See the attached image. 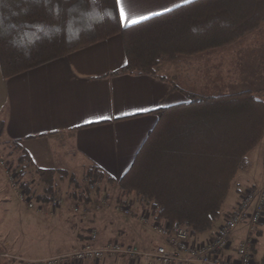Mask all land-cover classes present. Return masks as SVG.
<instances>
[{
    "label": "trees",
    "instance_id": "1",
    "mask_svg": "<svg viewBox=\"0 0 264 264\" xmlns=\"http://www.w3.org/2000/svg\"><path fill=\"white\" fill-rule=\"evenodd\" d=\"M263 23L264 0H195L128 27L117 0H0V68L9 79L120 35L126 64L119 73L157 76L162 60L231 46ZM173 88L188 102L155 112L156 125L118 182L97 168L84 176L91 184H118L146 200L157 219L199 235L219 218L232 182L264 140V100L252 90L201 96ZM14 146L18 163L45 184L38 200L52 202L56 175L69 174L35 168Z\"/></svg>",
    "mask_w": 264,
    "mask_h": 264
},
{
    "label": "crops",
    "instance_id": "2",
    "mask_svg": "<svg viewBox=\"0 0 264 264\" xmlns=\"http://www.w3.org/2000/svg\"><path fill=\"white\" fill-rule=\"evenodd\" d=\"M192 1L117 3L121 23L128 27ZM218 63L215 68L205 62L202 69L223 70L224 64ZM125 64L123 40L116 35L9 79L3 78L0 68V142H18L35 168L78 177L97 168L118 182L156 125L155 112L188 102L184 93L173 88L178 87L177 80L157 71V76L119 73ZM214 78L225 80L223 74ZM251 188L264 193V140L232 182L215 232L241 206L244 192ZM263 238L264 233L260 240Z\"/></svg>",
    "mask_w": 264,
    "mask_h": 264
},
{
    "label": "rangeland",
    "instance_id": "3",
    "mask_svg": "<svg viewBox=\"0 0 264 264\" xmlns=\"http://www.w3.org/2000/svg\"><path fill=\"white\" fill-rule=\"evenodd\" d=\"M225 48L229 49L211 51L207 55L162 60L156 71L161 76L177 80L178 88L191 94L209 96L211 93L252 90L264 99V23ZM205 62L216 65L215 68L220 62L224 64L223 70L204 71ZM222 74L225 80L217 82L214 76ZM258 152L252 153V156ZM19 157L20 152L13 144L0 142V264H36L69 256L81 249L92 230L99 232V246L119 242L150 249L151 243L154 244L159 238L150 226L144 225L142 218L148 223L185 227L157 219L146 200L136 194H126L118 184H109L104 180L96 183L94 190L88 191L89 181L85 173L83 177L74 176L75 182L70 180L73 175H56L52 202H40L38 198L45 195V184L33 167L18 163ZM11 178H14L13 183ZM247 190L241 205L246 199ZM87 194L90 195L88 199L85 197ZM259 200L260 196L253 198L249 213L253 214L257 210ZM30 201L34 204L33 208L28 205ZM54 201L58 202L57 208ZM76 205L80 206V210H74ZM127 208L131 210V216L123 213ZM215 223L209 231L217 228H214ZM263 226L264 216L258 224L247 221L234 232L236 244L246 240L251 242L253 264H264V238L260 240L264 233ZM209 231L199 236L196 234L198 241H208L217 232L202 236ZM239 232L243 234L239 235ZM36 251L41 252L34 256L32 253ZM84 264L95 262L87 261ZM97 264L129 262L123 258L106 256Z\"/></svg>",
    "mask_w": 264,
    "mask_h": 264
},
{
    "label": "built area",
    "instance_id": "4",
    "mask_svg": "<svg viewBox=\"0 0 264 264\" xmlns=\"http://www.w3.org/2000/svg\"><path fill=\"white\" fill-rule=\"evenodd\" d=\"M13 183L14 178H11ZM88 184V191L95 189V184ZM258 195V196H257ZM257 210L249 213L253 198L259 197ZM246 199L239 210L233 212L228 221L210 240L199 242L196 235L186 227L162 225L156 222H147L142 218L144 225L158 236V241L151 243L150 249L135 244H121L119 242L99 246V232L92 230L89 238L81 249L69 256L46 260L36 264H84L87 261L98 263L106 256L126 259L129 264H253V255L250 251L251 242L246 240L236 244L234 242L235 229L242 223L249 222L256 225L264 216V193L256 189L246 192ZM55 208L58 202L54 201ZM34 207L32 201L28 204ZM123 210L125 215L131 216V210ZM74 210H80L76 205Z\"/></svg>",
    "mask_w": 264,
    "mask_h": 264
}]
</instances>
